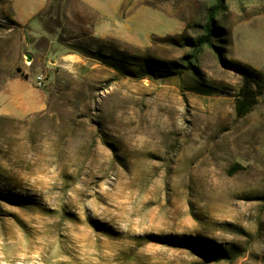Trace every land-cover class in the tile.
Returning a JSON list of instances; mask_svg holds the SVG:
<instances>
[{"label":"rangeland","instance_id":"374dc122","mask_svg":"<svg viewBox=\"0 0 264 264\" xmlns=\"http://www.w3.org/2000/svg\"><path fill=\"white\" fill-rule=\"evenodd\" d=\"M218 1L0 0V101L38 75L46 101L0 111V264H264V0H221L222 59L189 64Z\"/></svg>","mask_w":264,"mask_h":264},{"label":"crops","instance_id":"0c3cea01","mask_svg":"<svg viewBox=\"0 0 264 264\" xmlns=\"http://www.w3.org/2000/svg\"><path fill=\"white\" fill-rule=\"evenodd\" d=\"M97 12H114L113 3H101L106 0H81ZM19 23L27 24L36 15L43 14L47 0H13ZM105 12V11H104ZM34 22V21H33ZM74 57V55L72 56ZM35 81V80H34ZM30 77H13L1 90L0 111L3 115L26 117L46 109L45 95L42 89Z\"/></svg>","mask_w":264,"mask_h":264},{"label":"trees","instance_id":"16d2710c","mask_svg":"<svg viewBox=\"0 0 264 264\" xmlns=\"http://www.w3.org/2000/svg\"><path fill=\"white\" fill-rule=\"evenodd\" d=\"M221 9V0H219L218 3L210 9L207 17V23L204 26V34L197 40V43L195 44L196 48L191 56V60L188 61L189 64L195 59L197 50L202 47H209L212 50H215L218 58L222 59L219 50L213 45L214 38L218 33L215 18L219 15ZM237 71L242 78V85L236 100V112L239 118H243L247 116L258 103V98L262 94V86L257 78L247 71L239 69H237Z\"/></svg>","mask_w":264,"mask_h":264},{"label":"built area","instance_id":"2783aa9c","mask_svg":"<svg viewBox=\"0 0 264 264\" xmlns=\"http://www.w3.org/2000/svg\"><path fill=\"white\" fill-rule=\"evenodd\" d=\"M27 63H28V61H27ZM44 80H45V78H44L43 75L36 76V78H35L36 87L42 88L43 87Z\"/></svg>","mask_w":264,"mask_h":264},{"label":"water","instance_id":"95a60500","mask_svg":"<svg viewBox=\"0 0 264 264\" xmlns=\"http://www.w3.org/2000/svg\"><path fill=\"white\" fill-rule=\"evenodd\" d=\"M26 57H27V61H28V62H31V60H32V56L27 55Z\"/></svg>","mask_w":264,"mask_h":264}]
</instances>
